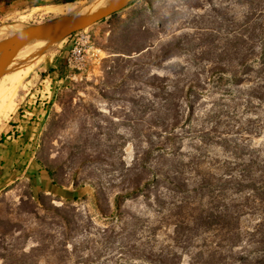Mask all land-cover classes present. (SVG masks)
<instances>
[{
	"label": "rangeland",
	"instance_id": "374dc122",
	"mask_svg": "<svg viewBox=\"0 0 264 264\" xmlns=\"http://www.w3.org/2000/svg\"><path fill=\"white\" fill-rule=\"evenodd\" d=\"M78 1L0 7V43L61 17L46 7ZM130 1L47 46L17 87L63 47L64 73L46 69L23 88L26 102L51 88L36 158L59 193L36 194L26 179L0 193V264H190L209 235L200 229L187 245L175 225L195 226L206 199L173 193L160 173L191 188L225 164L237 177L249 159H264L261 81L250 72L259 69L264 0ZM179 164L177 175L166 166ZM135 181L141 191L116 207ZM256 219L242 217L241 227Z\"/></svg>",
	"mask_w": 264,
	"mask_h": 264
},
{
	"label": "trees",
	"instance_id": "16d2710c",
	"mask_svg": "<svg viewBox=\"0 0 264 264\" xmlns=\"http://www.w3.org/2000/svg\"><path fill=\"white\" fill-rule=\"evenodd\" d=\"M150 46L149 43L143 48L129 52L138 54L145 49L148 50ZM114 53L126 55L120 50ZM259 58V69L250 72L256 73V79L261 81L260 91L254 94L257 99L264 102V40H262ZM242 72H247V69L244 68ZM37 162L42 165L38 159ZM166 166L169 170H174V174L180 173L178 171L180 164L176 167ZM230 166L225 164L223 171L226 173L222 172L218 176L212 175L208 178L202 177L191 188L186 187V184H179L175 179L170 180L166 174L160 173L161 177L169 181L174 188L173 193L186 196L198 194L201 202L206 199V203L199 208L197 217L194 218L195 226L181 231L180 227L175 225L176 240L187 245L190 243V237L195 236L194 234L200 229L203 234L209 235L210 239L202 241L199 251L191 258L190 264H264V159H249L247 164L242 165L237 177L229 174L232 171ZM216 170H221V166ZM48 174L50 176L49 172ZM139 188V182L135 181L132 191L117 194L114 199L116 207L120 199L139 193L141 191ZM228 193L244 194L243 201L236 202L231 199L226 204L223 201L228 200ZM244 216L257 217L251 228L241 227V218ZM171 262L172 258L150 260L151 264H170Z\"/></svg>",
	"mask_w": 264,
	"mask_h": 264
},
{
	"label": "crops",
	"instance_id": "0c3cea01",
	"mask_svg": "<svg viewBox=\"0 0 264 264\" xmlns=\"http://www.w3.org/2000/svg\"><path fill=\"white\" fill-rule=\"evenodd\" d=\"M48 1L52 0H0V7L16 9L20 5L24 9L28 5H34L35 2ZM62 48L48 63H44L39 68V75L36 73L32 76L23 88L34 86L46 69H54L61 75L64 73L66 54L65 51H61ZM23 88L16 90L14 100L17 107L14 112L8 113V119L0 130V193L17 180L26 179L30 183L32 192L58 195L59 189L53 184L48 172L37 162L36 158L39 146L38 136L47 115L46 105L48 103H38L39 96L35 91L27 101L29 104L27 112L24 109L20 110L21 104L26 100ZM17 111L18 113L15 114Z\"/></svg>",
	"mask_w": 264,
	"mask_h": 264
},
{
	"label": "bare ground",
	"instance_id": "6f19581e",
	"mask_svg": "<svg viewBox=\"0 0 264 264\" xmlns=\"http://www.w3.org/2000/svg\"><path fill=\"white\" fill-rule=\"evenodd\" d=\"M129 1L91 0L88 2L80 0L75 5L48 6L46 7L48 12L61 17L44 26L23 29L8 38L6 42L0 43V117H6L9 112L13 111L15 106L13 98L22 77L26 76L32 60L47 46L65 38L73 30L80 29L104 15L118 11ZM15 58L17 64L13 63L12 73L1 78L10 61Z\"/></svg>",
	"mask_w": 264,
	"mask_h": 264
},
{
	"label": "built area",
	"instance_id": "2783aa9c",
	"mask_svg": "<svg viewBox=\"0 0 264 264\" xmlns=\"http://www.w3.org/2000/svg\"><path fill=\"white\" fill-rule=\"evenodd\" d=\"M29 92L26 93V95H28ZM39 94V93H38ZM50 96H51V88L48 87L47 90L44 91V88L42 89L41 93L39 94V99H38V103H49L50 102ZM43 97V98H42ZM30 99V97H29ZM36 101V100H35ZM29 106V104H27V102H25V104L23 105L24 110L27 112V107ZM43 107V105L41 106Z\"/></svg>",
	"mask_w": 264,
	"mask_h": 264
},
{
	"label": "water",
	"instance_id": "95a60500",
	"mask_svg": "<svg viewBox=\"0 0 264 264\" xmlns=\"http://www.w3.org/2000/svg\"><path fill=\"white\" fill-rule=\"evenodd\" d=\"M108 15H109V14H108ZM106 16H107V15H104V16L98 18L97 20H95V21H93V22L87 24L86 26H88V25H90V24H92V23H94V22H96V21H98V20H101V19L105 18ZM51 23H52V22H51ZM46 24H50V23H45V24H43V25H41V26H44V25H46ZM86 26H84V27H86ZM37 27H39V26H37ZM84 27H82V28H84ZM31 28H34V27H31ZM82 28H80V29H82ZM26 29H29V28H26ZM77 30H79V29L73 30V31L69 32L68 34H70V33H72V32H75V31H77ZM68 34H67V35H68ZM5 42H6V41H5Z\"/></svg>",
	"mask_w": 264,
	"mask_h": 264
}]
</instances>
